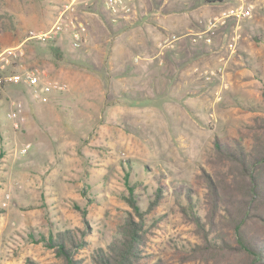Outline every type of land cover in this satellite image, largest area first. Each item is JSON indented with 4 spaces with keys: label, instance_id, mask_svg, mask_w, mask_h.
<instances>
[{
    "label": "rangeland",
    "instance_id": "obj_1",
    "mask_svg": "<svg viewBox=\"0 0 264 264\" xmlns=\"http://www.w3.org/2000/svg\"><path fill=\"white\" fill-rule=\"evenodd\" d=\"M73 1L78 20H85L87 13L94 11L112 19L113 27L117 23L129 26L139 10L151 12L157 2L137 0L133 15L119 20L105 10L102 0H0V52L14 46L25 50V56L5 71L18 73L21 63L42 67L29 55L38 57L34 53L37 47L47 43L26 42L28 32L51 29L60 10ZM233 2L221 0L207 5L213 6L210 10L214 9L215 17ZM250 2L255 7L252 17L213 31L211 42L175 40L173 44L182 46L183 53L177 50V62L158 73L159 81H94V85L88 83L85 93L81 81H76L74 88L81 91L69 104L61 99L69 125L58 122L50 135L41 131L39 146H33L23 131L26 116L20 130H15L8 118L15 102L22 104L25 115L27 89L22 85L2 88L0 153L6 162L0 167V264H64L42 239L67 230L87 242L79 256L91 264L92 252L106 247L127 214L134 213L128 203V183L134 187L148 224L146 262L204 264L186 260L190 247L199 240L194 226L181 214L184 197L180 191L193 188L204 214V190L196 183L215 138L230 144L239 137L240 129L263 115L264 8L260 4L264 0ZM204 3L173 0V7L159 8L163 13L185 12ZM193 16L206 21L203 12ZM95 28L88 57L82 52L88 43L79 49L68 45L64 56H74L80 63L77 67L89 71L102 66L108 38L102 28ZM203 29V24L195 28L199 32ZM175 35L165 34L169 39ZM50 52L54 54L52 50L45 53ZM167 57L172 58L170 53ZM181 62L186 66L184 72L175 67ZM54 72L62 76L68 73L58 68ZM69 89L68 85L63 94ZM26 143L33 147L20 155L18 150ZM4 163L9 167L4 168ZM160 186L166 196L151 210L150 202ZM76 207L87 213L86 220Z\"/></svg>",
    "mask_w": 264,
    "mask_h": 264
},
{
    "label": "trees",
    "instance_id": "obj_2",
    "mask_svg": "<svg viewBox=\"0 0 264 264\" xmlns=\"http://www.w3.org/2000/svg\"><path fill=\"white\" fill-rule=\"evenodd\" d=\"M220 1L204 0L209 4ZM11 73L0 70V77ZM4 86L7 85H0V100ZM262 97L260 110L263 115L254 117L251 124L240 129L239 137L230 144L215 138L212 150L206 155L205 166H201L196 183L204 190V214H201L193 188L180 191L184 197L181 214L188 224L194 226L199 240L187 252V261L264 264V91ZM3 158L4 154L0 153V167ZM127 179L130 180V174ZM128 186V203L134 213L127 214L116 236L106 247L92 252L91 264H151L145 260L144 249L148 224L134 195V187L130 183ZM165 196L164 187H158L150 202L151 210L157 208ZM76 209L86 220L87 213L79 207ZM42 241L63 258L64 264H87L79 256L81 250L88 246L87 242L80 240L74 231H60ZM152 264L164 263L160 260Z\"/></svg>",
    "mask_w": 264,
    "mask_h": 264
},
{
    "label": "crops",
    "instance_id": "obj_3",
    "mask_svg": "<svg viewBox=\"0 0 264 264\" xmlns=\"http://www.w3.org/2000/svg\"><path fill=\"white\" fill-rule=\"evenodd\" d=\"M172 4L173 0H157L151 12L141 13V10H139L131 18L129 21L130 25L127 27L118 25V23L113 27L111 24L115 23H111L112 19L99 16L94 11L87 13L86 19L82 20L89 29L88 44L86 43V48L82 50L86 57L90 55L89 47L93 46L91 38L95 35V27L102 28L105 34H108V38L105 41L106 45L102 51L104 54L102 66L100 68L93 66V69L91 68L92 72L88 68L77 67L80 63L74 56L70 59L64 58L67 55L66 49L68 45L72 47L70 35L66 37L61 36L56 42L47 44L46 46L43 45V48L37 47L34 53L38 57L29 55L32 62L40 63L42 68H45L53 79L63 81V83L67 81V86L69 85L70 89L66 95L55 93L51 102L42 103L33 97L30 88L25 87L28 91L24 104L27 122L23 131L28 135L27 140L33 146L35 144L39 146V143H42L41 131L47 132L50 135L58 122L62 125H69V121L64 119L65 106H61V99L63 98L64 103L69 104L71 99L76 97L77 91H81V89L74 88L76 81H81L80 85L83 86V92L87 88L88 83L94 85V81H159L158 73L168 70L169 64L172 65V62H177V50H182V46L179 45L177 47V45L173 44L174 41L169 39L170 36H165L166 33L176 34V42L185 39L192 40L193 38L206 39L211 36L213 31L208 30L207 22L212 16L216 15L214 9L210 10L213 6L207 5L209 3L205 2L201 8L198 7L199 9L196 6L185 10V12H173L172 10L170 12H161L162 8L159 7H173ZM260 5L264 8L263 3ZM199 11L205 14L206 21L201 20L198 16H193ZM191 22H193L192 26H190ZM201 24H203L204 29L200 32L196 31L195 28L197 29ZM47 48L50 51H54V54L52 55L51 52L49 54L45 53L49 51ZM56 49H59V52H56ZM167 53L171 54V59H168ZM180 53L183 52L181 51ZM209 55H203L202 58L209 57ZM183 62L175 65L182 72L186 70ZM66 66H69L70 70H66ZM56 68L61 69L62 73L64 70L68 73L63 74V76L57 74L54 72ZM93 70L97 73L93 72ZM195 70L197 71V69ZM169 81H172V78ZM3 161L6 162L4 158ZM8 167L9 165L7 166L4 163V168Z\"/></svg>",
    "mask_w": 264,
    "mask_h": 264
},
{
    "label": "built area",
    "instance_id": "obj_4",
    "mask_svg": "<svg viewBox=\"0 0 264 264\" xmlns=\"http://www.w3.org/2000/svg\"><path fill=\"white\" fill-rule=\"evenodd\" d=\"M106 10L114 17V19H128L136 10L137 0H102ZM74 2L65 5L61 9L56 22L51 29L44 32L31 30L28 32L26 42L50 43L61 36L70 35L72 47L74 49L81 48L89 40V31L85 23L78 20L74 16ZM223 2V0H222ZM255 10L250 0H234L233 4L228 5L217 16L212 17L207 22V28L210 31H216L231 21L239 24L252 17ZM239 34V33H238ZM202 38H194V41ZM175 41L176 37L170 39ZM235 40V39H234ZM236 39L235 41H237ZM205 42H211L210 37L203 39ZM25 56V50L22 46L16 48H8L0 52V70L19 62ZM21 70L17 73H11L0 77V85H22L31 89L33 97L42 103H49L53 100L55 93H63L68 90L66 83L53 79L49 72L42 67H26L22 63ZM213 74V73H212ZM215 74V73H214ZM8 118L12 121L13 128L20 130L25 123V115L23 114V106L21 103H14L8 114ZM31 143L24 144L19 150L20 155H25L31 149ZM9 199V196H7ZM3 206H7L4 203Z\"/></svg>",
    "mask_w": 264,
    "mask_h": 264
}]
</instances>
